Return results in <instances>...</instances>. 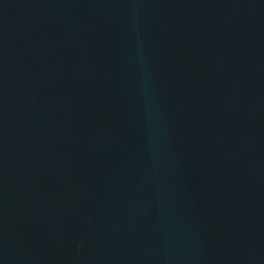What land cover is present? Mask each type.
<instances>
[{"label": "water", "instance_id": "95a60500", "mask_svg": "<svg viewBox=\"0 0 264 264\" xmlns=\"http://www.w3.org/2000/svg\"><path fill=\"white\" fill-rule=\"evenodd\" d=\"M0 264H264V0H0Z\"/></svg>", "mask_w": 264, "mask_h": 264}]
</instances>
